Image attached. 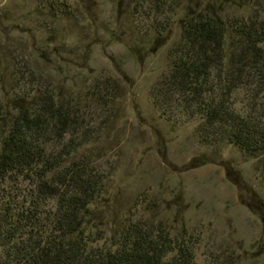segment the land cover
<instances>
[{"label": "rangeland", "instance_id": "1", "mask_svg": "<svg viewBox=\"0 0 264 264\" xmlns=\"http://www.w3.org/2000/svg\"><path fill=\"white\" fill-rule=\"evenodd\" d=\"M206 11L264 19V0H0V132L16 98L30 101L36 88L77 119L53 142L85 141L74 156L106 173L87 225L103 235L95 247L141 222L193 247L192 264H264L260 158L193 115L174 84L163 83L169 100L156 95L184 24ZM230 35L233 49L232 26ZM213 74L209 93L220 96L227 82ZM253 91L224 94L236 111L256 114ZM8 187L11 205L27 201V182Z\"/></svg>", "mask_w": 264, "mask_h": 264}, {"label": "trees", "instance_id": "2", "mask_svg": "<svg viewBox=\"0 0 264 264\" xmlns=\"http://www.w3.org/2000/svg\"><path fill=\"white\" fill-rule=\"evenodd\" d=\"M231 26L237 36L233 49ZM171 60L156 87L158 100L170 99L163 83L174 84L193 115L264 166V104L257 103L264 92V19L228 21L210 11L193 15ZM214 71L227 82L220 96L208 89ZM245 84L255 88L256 114L236 111L225 97ZM36 90L30 101L16 98L7 130L0 132V264H192L193 247L148 223L126 224L112 245L93 246L103 235L87 232V225L95 218L92 205L102 196L106 173L94 172L88 157L74 156L85 141L54 144L77 119L54 93ZM11 181L29 186L27 201L19 206L11 205Z\"/></svg>", "mask_w": 264, "mask_h": 264}]
</instances>
